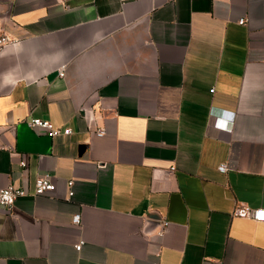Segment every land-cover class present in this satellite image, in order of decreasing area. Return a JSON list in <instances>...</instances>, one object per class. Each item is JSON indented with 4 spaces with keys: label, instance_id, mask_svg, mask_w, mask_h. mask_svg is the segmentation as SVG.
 <instances>
[{
    "label": "crops",
    "instance_id": "1",
    "mask_svg": "<svg viewBox=\"0 0 264 264\" xmlns=\"http://www.w3.org/2000/svg\"><path fill=\"white\" fill-rule=\"evenodd\" d=\"M0 36V264H264V0H0Z\"/></svg>",
    "mask_w": 264,
    "mask_h": 264
},
{
    "label": "built area",
    "instance_id": "2",
    "mask_svg": "<svg viewBox=\"0 0 264 264\" xmlns=\"http://www.w3.org/2000/svg\"><path fill=\"white\" fill-rule=\"evenodd\" d=\"M129 0H119V2L123 5ZM173 1V0H168ZM245 22V19L243 17L238 19V23L243 24ZM10 40L7 38V36H0V47L6 43H8ZM65 74V65L60 66L58 69V76L63 77ZM212 91V90H210ZM223 115H227L224 112H222ZM228 116V115H227ZM229 118L232 119V114H229ZM28 127L32 129H38L41 130L45 135L49 137H55L58 135H68L72 132L71 128L65 127H56L54 126L49 120L42 119V118H36V117H29L25 120ZM106 133L105 127H98L95 130V134L97 136H103ZM21 166H25V163H21ZM227 169L226 164H220L218 166V170L221 172H225ZM72 180L67 181L68 186V194H72ZM56 185L51 179L50 175L48 173H42L38 175L34 182V191L33 195H44L51 193L55 190ZM26 194L25 190L21 187L14 186L12 184H9L3 188H0V207L5 209L7 212H10L14 206V202L18 197L24 196ZM236 214L239 216H246L251 218L252 220L256 222H264V208H259L257 210H250L248 208L239 207L236 209ZM72 222L74 224H80V214H75L72 218ZM167 222H162L160 230L158 232L159 236H162L164 234V231L166 229ZM82 241H80L76 246V250H79L81 248ZM159 264V263H156Z\"/></svg>",
    "mask_w": 264,
    "mask_h": 264
}]
</instances>
